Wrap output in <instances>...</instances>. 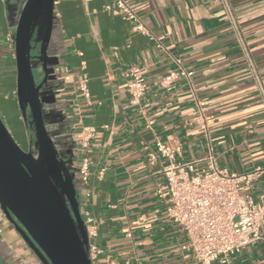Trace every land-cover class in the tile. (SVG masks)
<instances>
[{
	"label": "crops",
	"instance_id": "obj_1",
	"mask_svg": "<svg viewBox=\"0 0 264 264\" xmlns=\"http://www.w3.org/2000/svg\"><path fill=\"white\" fill-rule=\"evenodd\" d=\"M126 1L148 34L106 9L113 0L54 1L57 27L48 50L58 57V103L77 163L89 160L80 212L97 226L92 264H198L179 250L186 236L166 216L167 198L158 189L169 160L156 142L179 148L174 162L211 151L228 171L264 166V104L246 62L252 59L264 84V0ZM9 35L0 29V85L7 81L15 91ZM134 64L146 70L139 105L130 104L124 77ZM179 66L187 76L161 86ZM251 190L264 198V174ZM233 259L264 264V242ZM0 264H42L1 210Z\"/></svg>",
	"mask_w": 264,
	"mask_h": 264
},
{
	"label": "water",
	"instance_id": "obj_2",
	"mask_svg": "<svg viewBox=\"0 0 264 264\" xmlns=\"http://www.w3.org/2000/svg\"><path fill=\"white\" fill-rule=\"evenodd\" d=\"M54 1L25 0L11 36L15 93L24 119L30 109L35 142L34 151L23 150L0 118V210L42 264H92L80 212L82 175L63 161L58 148L64 144L54 145L43 120V107L58 103L62 89L58 57L48 50L57 27ZM33 68L40 71L37 84ZM73 150L74 143L67 151Z\"/></svg>",
	"mask_w": 264,
	"mask_h": 264
},
{
	"label": "built area",
	"instance_id": "obj_3",
	"mask_svg": "<svg viewBox=\"0 0 264 264\" xmlns=\"http://www.w3.org/2000/svg\"><path fill=\"white\" fill-rule=\"evenodd\" d=\"M106 9L121 11L132 22L134 31L148 34L140 17L126 0H113ZM246 62L264 104V84L252 59L247 57ZM145 72L144 66L135 64L124 71L132 105H139L147 88ZM179 76H187L181 66L169 70L161 78L160 84L169 87ZM79 88L89 98L85 80L79 82ZM151 123L152 120H149L148 124ZM201 128L206 131L205 120ZM156 147L159 154L169 160L162 170L165 183L158 192L167 198L166 216L180 226L186 236L179 246L186 257H191L198 264H235V255L257 242H264V198L257 200L251 190L252 183L264 174V166L258 165L248 172L228 171L215 164L211 151L199 159L174 162L178 147L168 148L162 141H157ZM77 168L82 175V203V196L89 195L84 192L89 180V160L82 158ZM83 223L92 261L99 252L95 244L97 226L89 214L85 215Z\"/></svg>",
	"mask_w": 264,
	"mask_h": 264
},
{
	"label": "flooded vegetation",
	"instance_id": "obj_4",
	"mask_svg": "<svg viewBox=\"0 0 264 264\" xmlns=\"http://www.w3.org/2000/svg\"><path fill=\"white\" fill-rule=\"evenodd\" d=\"M25 0H0V29L5 27L8 29V33L10 34L8 40L11 41V36L15 32L16 24L19 18V15L22 10V6ZM34 38V34L32 35V39ZM12 43V42H11ZM31 46L33 45L32 40L30 41ZM39 50V43L36 44L35 48H31L30 56L33 64H36V57ZM15 61V60H14ZM38 69V70H37ZM33 68V76L34 80L39 83L40 79L38 76L40 75L39 68ZM15 89H16V70H15ZM15 105L16 110L18 111V121L21 127L22 139L18 140V144L20 147L28 151L31 149L34 151V142H35V133H34V123L32 122V117L30 113L29 107H27L25 112V119L19 109L18 100L15 93ZM57 101L58 97H57ZM43 120L47 131L50 135V138L54 145L58 148L60 143L64 144V148L59 150V154H61V158L63 161H67L68 166H72L73 168H77V159L75 155V150H73V154L68 153L67 150H70L72 144L74 143L71 132L72 129L66 124V116L63 113V109L59 103L52 104L50 107H43ZM56 128V129H55ZM13 131H16L14 128ZM16 133V132H15ZM70 164V165H69Z\"/></svg>",
	"mask_w": 264,
	"mask_h": 264
},
{
	"label": "rangeland",
	"instance_id": "obj_5",
	"mask_svg": "<svg viewBox=\"0 0 264 264\" xmlns=\"http://www.w3.org/2000/svg\"><path fill=\"white\" fill-rule=\"evenodd\" d=\"M13 70L14 73H12V81L15 84V68ZM5 82L0 85V118L11 133L14 140L18 142L19 139H22V132L18 121L19 113L16 110L15 105V91L9 89L8 84ZM14 128L16 131H13Z\"/></svg>",
	"mask_w": 264,
	"mask_h": 264
}]
</instances>
